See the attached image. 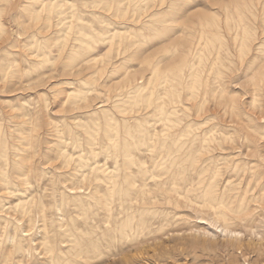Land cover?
Segmentation results:
<instances>
[{"label": "rangeland", "instance_id": "rangeland-1", "mask_svg": "<svg viewBox=\"0 0 264 264\" xmlns=\"http://www.w3.org/2000/svg\"><path fill=\"white\" fill-rule=\"evenodd\" d=\"M217 1L0 0V203L6 209L0 214L8 218L0 217V264H16L15 255L7 257L16 228L28 230L40 246L45 233L53 241L76 226L97 230L85 221L105 224L113 136L126 189V166L138 184L145 180L142 168L155 166L158 178H165L159 159L170 149L142 150V140L134 147L128 133L138 140L173 132L180 119L183 128L188 117L264 114V0ZM236 31L246 46L238 47ZM253 72L260 79L256 96ZM131 149L134 161L123 158ZM81 180L88 194L66 201L61 191ZM259 231L244 234L240 248L221 234L213 247L199 236L198 250L191 248L189 232L170 233L157 241L151 264H264V224ZM93 238L103 243L101 236ZM95 260L76 264H101Z\"/></svg>", "mask_w": 264, "mask_h": 264}, {"label": "bare ground", "instance_id": "bare-ground-1", "mask_svg": "<svg viewBox=\"0 0 264 264\" xmlns=\"http://www.w3.org/2000/svg\"><path fill=\"white\" fill-rule=\"evenodd\" d=\"M44 4L42 2L39 12L44 9ZM50 6L49 9H51ZM227 15L229 17V14ZM240 15L242 16L243 13ZM241 38L236 31L234 40L240 48L246 46ZM195 45L197 48V44ZM254 65L255 63L251 66V71L256 70ZM247 74L250 75L249 72ZM141 78H135V81ZM250 81L253 84L255 96L259 95L260 79L256 72L252 73ZM235 102L236 100H233V104ZM181 122L180 119L176 121L175 126H171L176 127L173 132H153L147 135L145 133L140 135L138 140H136L137 136L128 133V136L133 139L134 147L136 145L139 148L145 145L148 148L140 147V149L153 153L158 146L168 145L170 149L168 148L166 157L159 159L162 163L160 170L165 174L163 179L158 178L162 172L159 175L155 171V166L151 169L142 168L140 171L144 174L145 180L138 184V181L132 177L131 165L126 168L123 166L125 168H122L125 170H122L125 172L123 177H126L124 180L129 181L131 186L126 189L119 180L120 170L117 172L120 169L118 137L116 138V135L112 137L115 166L105 169L109 171L107 176L110 179L108 182L110 196L106 200L108 214L104 220L105 224L102 226L99 222L92 224L85 221L88 226L99 231L85 232L76 226L75 229L53 241L45 233L42 245L38 246L33 245L37 237L31 236L28 230L19 227L9 236L13 247L7 257L12 258L15 255L16 264H76L91 261L94 258L101 264H151L159 248L157 241L164 236H170V233L189 232L190 238H193L191 242L193 250L200 249L199 236L203 237L202 244L213 247L216 245L213 238L221 234L230 242L236 241L240 248L244 241L242 239L244 234L261 235L259 229L264 224V208L261 207L262 204L264 205V114L261 117H188L183 128L180 126ZM131 150H126V155L123 156L128 158V161L135 160L134 151ZM96 162L99 161L95 159L93 167ZM18 167L19 174L27 175L28 171L20 173L21 166ZM85 173H81L82 177ZM151 180L156 193L150 188ZM83 189L88 187L81 180L71 185L66 184L61 194L66 201L70 199L69 197H73L74 201H81L88 194L84 193ZM120 192L128 197L117 198L116 195ZM149 193L152 195H148ZM4 206L0 203V213L6 210ZM57 209L61 211L62 205H58ZM114 210H117L116 214ZM5 216L0 214V217L8 219ZM43 216L44 219L47 218L45 212ZM85 235H89L88 246L83 242ZM94 235L98 239L102 238L103 243H95ZM209 237L211 239H208ZM94 252L95 256H91ZM152 252L153 255H150Z\"/></svg>", "mask_w": 264, "mask_h": 264}]
</instances>
